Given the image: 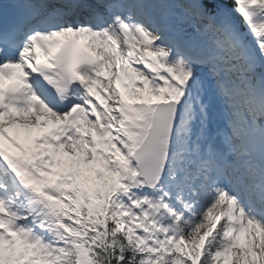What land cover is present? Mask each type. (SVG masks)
Masks as SVG:
<instances>
[{"label":"snow or ice","instance_id":"snow-or-ice-1","mask_svg":"<svg viewBox=\"0 0 264 264\" xmlns=\"http://www.w3.org/2000/svg\"><path fill=\"white\" fill-rule=\"evenodd\" d=\"M0 264H264V0H0Z\"/></svg>","mask_w":264,"mask_h":264}]
</instances>
